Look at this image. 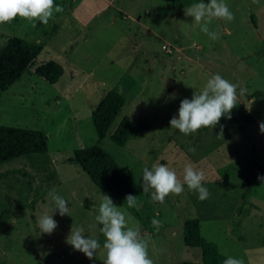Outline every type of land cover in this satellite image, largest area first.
<instances>
[{
  "label": "rangeland",
  "instance_id": "1",
  "mask_svg": "<svg viewBox=\"0 0 264 264\" xmlns=\"http://www.w3.org/2000/svg\"><path fill=\"white\" fill-rule=\"evenodd\" d=\"M173 2L54 0L63 11L54 12L47 25L19 17L0 24V48L9 37L42 47L32 67L0 92V125L38 130L47 146L45 156L0 166V173L19 170L33 177L0 178V264H103L102 247L89 260L65 242L72 225L82 226L101 246L104 242L98 230L89 229L102 193L66 159L74 149L95 143L90 112L109 89L126 104L108 133L122 116L149 126L142 137L123 146L108 136L99 146L131 170L138 207L112 200L131 218L130 226L139 225L133 211L140 207L142 217L152 215L160 222L151 234L140 227L153 264H201L199 250L182 242V224L193 218L199 221L201 237L225 258L264 264V184L257 179L264 173L250 174L251 147L264 166V134L259 130L264 122V0H225L235 18L212 22L211 30L219 32L217 40L193 27L185 8L174 9ZM249 15L254 16L255 28ZM46 61L63 69L55 84L34 74V68ZM215 74L245 89L232 110L241 130L230 120L190 135L171 129L169 121L178 115L180 102L191 99ZM221 126L223 138L218 137ZM157 162L175 169L181 180L185 163L203 171L208 199L200 201L185 185L182 194L153 202L143 193L142 173ZM246 180V205L237 217ZM53 189L68 202L69 212L61 216L57 210V228L50 235L40 234L36 221L45 212L52 215L48 193Z\"/></svg>",
  "mask_w": 264,
  "mask_h": 264
},
{
  "label": "clouds",
  "instance_id": "2",
  "mask_svg": "<svg viewBox=\"0 0 264 264\" xmlns=\"http://www.w3.org/2000/svg\"><path fill=\"white\" fill-rule=\"evenodd\" d=\"M63 8L54 3V0H0V24H8L16 18L28 21H39L47 25L54 12H62ZM185 15L192 18L191 25L199 27L200 32L209 39H219V32L211 30L214 20H234L225 0H204L192 3L184 9ZM242 67V66H241ZM239 90V93H238ZM245 89L240 84L232 83L219 74L207 80L203 89L194 92L191 99L180 102L178 115L169 121L170 128L179 130L181 134L190 135L201 128H214L222 118L231 119L232 110L237 105L238 95H243ZM172 98H175L173 94ZM261 134H264V122L259 124ZM218 137L223 138V126ZM194 152V148H189ZM205 179L203 171L197 170L190 162L185 163L182 180L178 178L175 169L159 162L153 164L151 169L145 167L142 173V190L150 194L153 202L163 203L170 194L180 195L185 189L196 192L198 199H208L209 190L202 185ZM258 181L264 184V176H258ZM54 205L52 215L44 214L37 218L36 224L40 234H52L57 228L53 214L58 210L61 216L69 212L68 202L55 189L48 193ZM128 208H137V197L129 194L125 197ZM96 207L95 223L89 226L90 230H98L104 237L103 245L99 239L85 235L84 228L72 225L66 243L74 251L81 252L86 258L92 260L101 247L105 253L103 264H153L148 254V241L141 236L138 224L130 226V217L121 207L114 205L107 194L100 195V202ZM159 221L153 219L154 228L159 227ZM99 226V227H98ZM223 264H243L241 259L227 257Z\"/></svg>",
  "mask_w": 264,
  "mask_h": 264
},
{
  "label": "trees",
  "instance_id": "3",
  "mask_svg": "<svg viewBox=\"0 0 264 264\" xmlns=\"http://www.w3.org/2000/svg\"><path fill=\"white\" fill-rule=\"evenodd\" d=\"M195 2H199V0H174L173 8H187ZM249 20L252 27L255 28L254 16L249 15ZM41 49L40 44L19 37L6 39L0 48V92L11 87L32 67L34 59L39 55ZM62 73V67L54 61H46L34 68V74L48 84H55ZM125 104L126 100L115 90L105 91L90 112L91 123L96 133L95 143L89 147L74 149L71 156L66 159L68 164L78 166L102 194L109 195L119 205H127L125 197L129 194L134 195L131 170L118 165L99 146V143L108 136L114 144L123 146L130 140L142 137L143 133L149 129L143 120L122 116L113 130L108 133ZM227 120L229 119L222 118L219 123ZM230 121L235 123L238 130H241L233 113H231ZM46 153V140L42 132L0 125V166L19 158L30 159L33 155L45 156ZM251 153L250 174L254 172L263 174L264 166L256 159L253 147H251ZM8 174H20L28 181L33 180L32 176L19 170L0 173V178ZM248 189L249 180H246L245 188L240 195V204L237 213H235L237 217L241 215L244 204L246 205L245 198ZM142 212L143 209L140 207L138 210H134L133 214L140 227H147V232L151 234L154 230L151 224L152 215L142 217ZM182 242L187 248L199 250L201 264H223L226 259L218 252L215 244L201 237L198 219L193 218L183 222Z\"/></svg>",
  "mask_w": 264,
  "mask_h": 264
},
{
  "label": "built area",
  "instance_id": "4",
  "mask_svg": "<svg viewBox=\"0 0 264 264\" xmlns=\"http://www.w3.org/2000/svg\"><path fill=\"white\" fill-rule=\"evenodd\" d=\"M163 50H165V47H162Z\"/></svg>",
  "mask_w": 264,
  "mask_h": 264
}]
</instances>
